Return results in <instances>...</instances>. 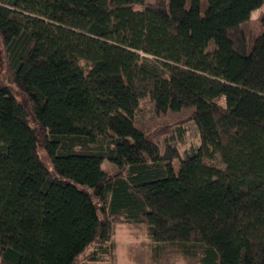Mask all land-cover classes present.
Returning <instances> with one entry per match:
<instances>
[{
	"label": "trees",
	"instance_id": "trees-1",
	"mask_svg": "<svg viewBox=\"0 0 264 264\" xmlns=\"http://www.w3.org/2000/svg\"><path fill=\"white\" fill-rule=\"evenodd\" d=\"M122 223L264 264V0H0V264L103 259Z\"/></svg>",
	"mask_w": 264,
	"mask_h": 264
},
{
	"label": "rangeland",
	"instance_id": "rangeland-1",
	"mask_svg": "<svg viewBox=\"0 0 264 264\" xmlns=\"http://www.w3.org/2000/svg\"><path fill=\"white\" fill-rule=\"evenodd\" d=\"M261 10L262 7L251 13V35L260 30L258 15ZM218 103L224 105V98L219 97ZM139 111L138 118L144 120L147 127L151 129L157 124L166 129V135L159 136L160 139L171 134L176 136L178 125L184 127L185 133L180 141L169 139V143L177 145L181 156L185 150L198 144L197 127L193 121L181 122L179 114L156 115L147 99L143 100ZM160 144L161 147L164 146L162 140ZM174 163L177 164V160ZM104 166L111 169L107 163H104ZM193 252L184 254L177 248L154 243L144 224L122 223L115 227L114 248L110 249V254L104 255L100 260L86 259L80 264H198L200 248L195 246Z\"/></svg>",
	"mask_w": 264,
	"mask_h": 264
}]
</instances>
